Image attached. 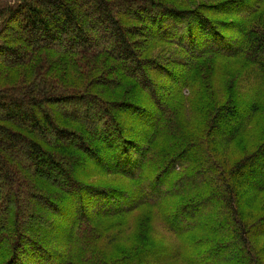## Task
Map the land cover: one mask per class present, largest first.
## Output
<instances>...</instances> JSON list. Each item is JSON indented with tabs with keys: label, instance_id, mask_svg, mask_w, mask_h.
<instances>
[{
	"label": "trees",
	"instance_id": "16d2710c",
	"mask_svg": "<svg viewBox=\"0 0 264 264\" xmlns=\"http://www.w3.org/2000/svg\"><path fill=\"white\" fill-rule=\"evenodd\" d=\"M163 45L176 48L174 60L150 56ZM58 65L75 84L55 76ZM237 65L233 75L246 79L238 91L242 82L227 80ZM21 68L15 82L0 87V264H264L256 246L264 217L249 224L241 214L245 200L264 192V0L193 7L171 0H0V79ZM214 74L227 85L214 88ZM160 78L179 84L161 95L154 88ZM132 87L144 92L146 105L129 102L127 92L121 103L105 98ZM89 102L95 106L86 108ZM82 105L87 122H94L91 109L99 111V128L73 116ZM253 122L263 139L227 166L220 154ZM221 125L230 128L225 140L216 137ZM88 130H100L112 145L91 150L82 137L78 146L67 141L92 137ZM79 155L94 156L93 175L124 176L126 185L87 183L86 170L71 167ZM40 165L49 168L36 170ZM146 212L178 244L152 241ZM184 212L197 220L176 227ZM135 213L145 220L137 217L133 226L128 217ZM30 216L62 238L30 233ZM129 234L133 246L118 250Z\"/></svg>",
	"mask_w": 264,
	"mask_h": 264
},
{
	"label": "rangeland",
	"instance_id": "374dc122",
	"mask_svg": "<svg viewBox=\"0 0 264 264\" xmlns=\"http://www.w3.org/2000/svg\"><path fill=\"white\" fill-rule=\"evenodd\" d=\"M170 1V0H169ZM224 1L227 0H171V2H175L177 5H188L189 7H193L194 5H216V4H222ZM249 1V0H248ZM146 14V13H145ZM147 15V14H146ZM149 31V30H148ZM149 32H154V30H150ZM100 33V32H98ZM152 33V34H153ZM151 34V35H152ZM108 35L107 34H103L104 37V41L106 40V37ZM152 42V41H150ZM100 43L104 44V42L102 40H100ZM176 48L172 47V46H168V45H163V46H157L155 47L151 52L152 54L150 55L152 58H161L163 61L165 62H169L174 60L176 57L174 56V51ZM166 65V64H164ZM238 67H241L240 65H237L235 67H233L230 71L229 74L227 75V80L229 83H233V82H242L241 84L239 83L237 87H235V89L238 91L240 88H242L245 85V77L240 79L237 78V76H234L232 73V70H234L236 72V69ZM22 71H24L22 68L18 69V70H10L9 73H11V77L7 80V81H3V79H0V87L5 86V84H10L12 82H15V80L17 78L20 77V74L22 73ZM178 71V70H177ZM180 76V79H183V76L181 75V71L177 72ZM54 74L57 77H60L61 79H63L65 82H69L72 84H75L76 81L72 78L70 71L64 66V65H58L56 67V69H54ZM177 74H174V78L176 80ZM205 77H208V73L207 71L204 73ZM244 79V82H243ZM212 80H213V87L214 88H220V86H226V79L225 76L222 78H218V76L212 75ZM181 82V81H180ZM154 88L155 89H159L160 94L161 95H166L169 91H171V89H173L177 84H179L178 82H168V80L164 79V78H160L158 80L154 81ZM146 84V83H145ZM135 86V85H134ZM139 86H141V83H139ZM138 86V89H139ZM149 86V85H148ZM148 86H142L144 87H148ZM130 88V87H129ZM126 89L123 88L121 91L119 90H115L114 92H108L105 94V98H109V101L111 103H121L124 100H121V96L124 95V93H128L129 95L127 96L129 98V102L134 103L136 102V104L138 105L140 102L142 103V105H146V103L148 102V100L146 99V96L144 94V92L140 91V90H134L133 87L131 89ZM141 88V87H140ZM183 96L189 97V92L188 90H185ZM161 98L163 99V97L161 96ZM162 101V100H161ZM197 102V99H196ZM92 102H89L86 106V108H88V106H90L91 108L93 106H95V104H91ZM152 110H155L154 107H151ZM92 111H94L93 113V117H94V122H87L84 120V114L86 111H84V106H77L75 109L72 110L73 112V116L78 120L83 121L84 123H90L91 126L92 125H98V128L100 126V122H101V116H99V111L96 109H91ZM70 110L65 111V114H70ZM242 115L245 117L246 113L242 110L241 111ZM128 114H130V111L128 112ZM92 115V114H91ZM187 122V120H186ZM233 127V125L231 126ZM230 130L229 127L223 126L221 125V127L217 130V134L216 137H218L219 139L221 138V140H225L228 134V131ZM88 132L92 135V137L88 138L86 135L84 134H79V136H74V137H68L67 141L72 145V146H78L80 143V141L78 140V137H82L84 142L87 143L89 145V148L91 150H93V148L97 147L98 144L100 143H107L110 142V144L112 145V141L110 139H107L104 141V137L99 134V131H95V132H90L88 130ZM261 129L259 126V123L257 122H253L252 125L249 127V130L244 133L243 135H241L236 142L232 143V145L230 147H228L226 154H220V159L228 166L230 164V162H236L239 158L243 157L244 155L251 153L255 150V148L257 147V144L263 139V137L261 136ZM189 131H185V134H189ZM78 135V134H77ZM112 142V143H111ZM114 152L113 147H108V153L111 154ZM104 154H102L103 156ZM101 156V158H103ZM225 156L228 157V160L225 158ZM230 159V160H229ZM114 159L112 157V155L110 156V158H108V160L106 159L105 163H100V165L104 168H106L109 165H112ZM95 158L93 155L90 156V158H85L81 155H79V157L77 159H73L71 161V167L73 169H76L79 172H83L84 169L86 170L85 173V177H87L88 179L86 180L87 183L93 184V185H97L100 187H113V188H122L124 185H126V179L124 176H120V175H114V174H107V175H93L94 172H92L93 170H96V166H95ZM123 165V164H122ZM127 166V165H124ZM130 166V163H129ZM78 167L80 169H78ZM128 167V166H127ZM49 167L47 165H40V167H38L36 170H40L42 171H46ZM130 169V168H129ZM53 172H51L52 174ZM55 175V173L53 174ZM254 184L256 185L255 181ZM151 189V188H150ZM149 189V190H150ZM21 189L17 188L16 192H19ZM148 190V191H149ZM160 192V191H159ZM158 192V193H159ZM157 194V193H155ZM160 194V193H159ZM249 196L251 197V194H249ZM63 197L67 198L66 194H63ZM33 205V209L36 210V212H38V207L33 204V202H31V206ZM7 208V213L9 212L10 208L12 207V203L9 202ZM243 210H241V214L243 216V219H245L249 224H254L255 222H257L258 219L264 217V192L260 193V195L252 200L251 202H249L247 204V200L244 201V205H243ZM243 212V213H242ZM33 213H35V211L33 210L32 212H29V215H33ZM56 213L59 215L58 218H56L58 220V222L62 225L63 223H66V221L63 218V214L60 215V212L56 211ZM39 215H41L39 213ZM54 215V214H53ZM143 215H145L147 221L143 218V216H141V214H133L132 216L128 217V220H130L132 222V225L134 226L136 223L140 222L137 217H140V219H144L146 226H145V234L154 242H168L169 244L173 243V244H178V241L175 237H173L170 233L167 232V230H164L161 225L159 224V222L155 219V216L153 214H150L149 212L144 213ZM55 216V215H54ZM61 216V217H60ZM42 217H44V215H42ZM148 217V218H147ZM196 214H193L192 212L190 213H182L179 214V216L177 217V219L175 220V226L176 227H188L190 225H192L196 220L195 219ZM7 219L10 218V214H8L6 216ZM34 218V217H33ZM33 218L28 219L27 223H25L27 225V227L29 228V232L32 233L33 235H43L45 237H53L56 239H61L62 238V232L61 230H57L56 228H50L49 230H47L45 227L46 226H41V221L38 220H33ZM177 221V222H176ZM123 223L120 225L122 226ZM135 231V232H134ZM61 232V233H58ZM133 233H137V230H133ZM258 232H262V229H259ZM55 233V234H54ZM58 233V234H57ZM54 234V235H53ZM134 235V234H133ZM60 236V237H59ZM131 238V234L128 235V237L121 243H119L117 246L118 250H123L125 251V249H127V247H131L133 246V240L130 239ZM256 246L258 251L260 252V255L263 257L264 259V238H260L256 240ZM170 252V250L168 251V253ZM162 253H159V255H161ZM176 264H180V263H176ZM195 264H209V260L207 259H198L197 261H195ZM245 264V263H244Z\"/></svg>",
	"mask_w": 264,
	"mask_h": 264
}]
</instances>
